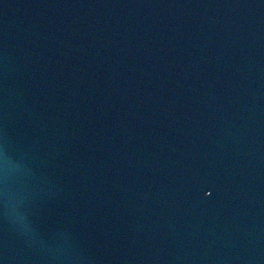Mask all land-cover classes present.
I'll list each match as a JSON object with an SVG mask.
<instances>
[{"label":"water","instance_id":"1","mask_svg":"<svg viewBox=\"0 0 264 264\" xmlns=\"http://www.w3.org/2000/svg\"><path fill=\"white\" fill-rule=\"evenodd\" d=\"M0 264H264V0H0Z\"/></svg>","mask_w":264,"mask_h":264}]
</instances>
